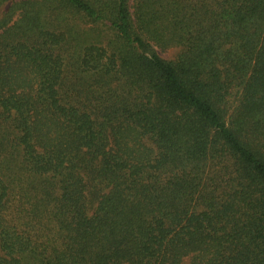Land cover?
<instances>
[{
    "label": "trees",
    "instance_id": "16d2710c",
    "mask_svg": "<svg viewBox=\"0 0 264 264\" xmlns=\"http://www.w3.org/2000/svg\"><path fill=\"white\" fill-rule=\"evenodd\" d=\"M6 2L0 264H264V0Z\"/></svg>",
    "mask_w": 264,
    "mask_h": 264
},
{
    "label": "rangeland",
    "instance_id": "374dc122",
    "mask_svg": "<svg viewBox=\"0 0 264 264\" xmlns=\"http://www.w3.org/2000/svg\"><path fill=\"white\" fill-rule=\"evenodd\" d=\"M10 5V2H6L4 3L1 7H0V19L4 18V11L7 9V7ZM80 26L82 27H86V25L80 23ZM176 52V49H170L166 52H161L160 54L165 57V58H170L174 53Z\"/></svg>",
    "mask_w": 264,
    "mask_h": 264
}]
</instances>
